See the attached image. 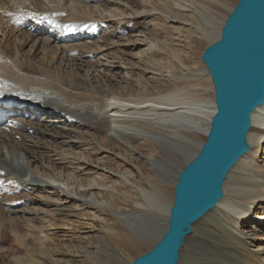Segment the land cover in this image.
Masks as SVG:
<instances>
[{
	"label": "bare ground",
	"instance_id": "6f19581e",
	"mask_svg": "<svg viewBox=\"0 0 264 264\" xmlns=\"http://www.w3.org/2000/svg\"><path fill=\"white\" fill-rule=\"evenodd\" d=\"M162 1L170 8L180 2ZM192 1L182 10H194L199 33L214 42L226 5ZM96 2L0 0V242L6 233L27 249L20 264L52 255L74 263L90 252L64 245L79 234L106 239V256L116 259L93 264H122L152 247L166 229L176 175L198 151L214 110L203 94L206 70L179 77L150 62L158 50L147 31L153 12L127 17L131 34L115 35L124 58L110 59L114 45L102 41L99 22L111 28L108 6L122 3ZM92 45L101 61L84 52ZM250 128V149L228 172L223 198L192 225L178 264H264V168L253 162L264 138V104L252 112ZM132 198L133 211L109 210ZM84 207L101 213L85 216ZM106 211L115 229L105 227Z\"/></svg>",
	"mask_w": 264,
	"mask_h": 264
},
{
	"label": "water",
	"instance_id": "95a60500",
	"mask_svg": "<svg viewBox=\"0 0 264 264\" xmlns=\"http://www.w3.org/2000/svg\"><path fill=\"white\" fill-rule=\"evenodd\" d=\"M200 60L214 95L205 140L176 175L165 231L131 264H178L192 225L223 198L228 172L250 149L251 114L264 104V0H238Z\"/></svg>",
	"mask_w": 264,
	"mask_h": 264
},
{
	"label": "rangeland",
	"instance_id": "374dc122",
	"mask_svg": "<svg viewBox=\"0 0 264 264\" xmlns=\"http://www.w3.org/2000/svg\"><path fill=\"white\" fill-rule=\"evenodd\" d=\"M96 1H97L96 4L98 2L99 3L101 2V0H96ZM116 1H120L122 3V5H115L114 4V5H109L108 6L109 8L107 7L108 10H110V15H112L115 19L114 20L115 22H114V24H112L111 28H107V26H105L106 24L99 22L100 31L102 30V32H100L102 35V38L104 37L105 39L106 38L109 39V40H105L103 38L104 40H102V41H104L105 43L108 42L107 43L108 45L109 44L111 46L114 45L112 47V52L110 51V54L108 55V57L110 56V59H116L117 57L118 58L122 57V59L124 58L123 55L120 56V54H119V56H118V53L121 52V49L119 46L115 45L116 44V41H115L116 36L115 35L120 34L122 36H127V35L131 34L130 33L131 30H129L124 24L127 21V17L133 16L134 14H137L138 11H139V13L142 11H146V13H149V12L152 13L153 12L152 16H150L148 18V22H149L150 26H148L147 31H150V34H151L150 36L152 38H154V40L156 39L155 41H158L157 42L158 47L156 49H158L159 52H158V50L157 51L155 50L154 56L150 59V62L153 61L152 62L153 65H155L157 62V64L155 65L156 69L161 68V69H164L166 71L169 69L170 70V72L168 70L169 73H172L173 75H176L179 77H183L187 72H190L192 70H200V69L206 70V68L204 67V65L202 64V62L200 60V56H201L202 52L204 51V49L206 47H208L212 42L210 43L209 42L210 40H208V38L201 36V34L199 33V30L196 26V22L198 21V19L196 18L197 14H195L194 10H192V9H190V11L182 10V8L187 4H189L191 7H193L194 2L192 0H177L178 2L180 1L178 3L177 7L171 6V8L166 6L164 4V1H162V0H116ZM218 1H222V0H218ZM237 1L238 0H223V4H224V6L225 5L226 6L220 11V13H219L220 15H218V17L220 16L218 18L219 21H220V19L223 22L225 21L226 17L229 15L231 10L234 8ZM227 6H228V9H227ZM111 9H113V11ZM152 10H155V11H152ZM120 11L123 14L120 13ZM165 15H169L170 17H173L176 22L175 23H168L165 20V17H164ZM180 15L182 16V18ZM183 15H184V17H183ZM97 17H99V16H97ZM185 20H187L189 23H191L190 25H192V26L187 27V25L186 26L183 25L182 22ZM223 22L221 23V26H222ZM171 24H173V25H171ZM219 31H220V29H219ZM100 33L99 32L96 33V38H97V36H99ZM107 34H109V36ZM174 43H175V45H174ZM179 44H180V46H179ZM93 46L94 45L88 46L86 49H84L85 50L84 52H86V53H88V55H90L87 57H90L91 60L93 59V62L99 61V60L101 61V55H100L101 53L98 54L100 52V49L95 48ZM161 47H162V49H161ZM132 52L136 53L138 51L133 50ZM158 63H160V65ZM157 65H159V66L157 67ZM160 66H162V67H160ZM205 72H207V70ZM149 76H150L149 73L144 75L145 78L149 77ZM201 83L203 86L202 89L205 88L203 90L204 98H206L207 100H210L211 103H213L214 95H213L212 83L210 81V76L209 75L208 76L203 75V77L201 78ZM249 131H251V128ZM254 132L255 131L252 129L253 138L255 137ZM202 139H203L202 140V142H203L205 140V136H203ZM263 150H264V138L258 144V148L255 149L254 155H253L254 164L255 165L256 164L262 165V167L264 168V151ZM159 156H162V157L166 156L165 151L161 147H159ZM56 164H59V163L57 162ZM100 182L103 183L102 180H100ZM222 190H223V187H222ZM134 201H135V198L129 199L128 202H124V203H120V204L118 203L117 205H115L113 208H110L109 210H111V209L112 210H118L120 212L133 211L134 210V203H135ZM47 206H45L46 207L45 212L50 215V213H48V211L50 212V210L53 207H51L49 203L47 204ZM20 208H22L21 204L16 205V206L12 205V207L10 209L14 210V209H20ZM258 210H256V212ZM93 211H96V210L91 208V207H84V209H82L80 211V213L85 215V216H90V217H92L93 214L98 215L101 213V212L100 213H94ZM260 212H257V213H260ZM104 214L106 216H108V217H106V219H107L106 223L108 226H105V227H108L110 229H115L118 226V221L111 218L110 212L106 211V212H104ZM167 218H168V214H167ZM76 236L77 237L75 240H71V241L66 242V243L64 242V245H71L70 248L73 250L76 248H78V249L80 248L79 250H81V251L88 250L90 252H85L84 257L76 260L72 264H93V262H95V260H100L102 262L108 261L107 263H112L114 261L116 262V259H114L113 257L106 256V253L109 252L108 248L106 246V243H107L106 239H102L99 242L95 241L96 242L95 243V242H93L94 240L93 239L91 240L87 235L79 234ZM4 237L2 236L3 241L0 242V245L2 246L3 251L5 252V254L7 256V259L4 260V263H3V260H0V264H13L12 259H14V264H20V262L18 263L17 260L21 259L19 261H22V257L23 258L26 257L27 249L23 245L14 244L12 242L11 236L9 234L5 233ZM85 237L88 238V240ZM88 246L90 247V249ZM150 248L143 247L138 252V254H136L135 256L126 255L123 257V260H120V263L131 264L135 257L144 254ZM92 251L98 252L99 257L96 258L95 256H92L93 255L91 253ZM90 254H92V255H90ZM33 258H35V256L34 257L31 256V259H33ZM36 259L37 260H35V262H36L35 264H37V263L38 264H48V263L49 264H63V263L66 264V262H67V259L65 256L62 257V256H58V255H52L50 257L47 256V257H45V259H40V258H36ZM6 262H8V263H6Z\"/></svg>",
	"mask_w": 264,
	"mask_h": 264
}]
</instances>
